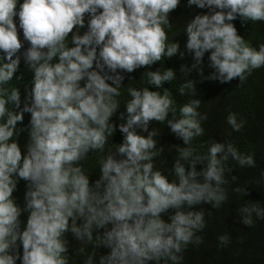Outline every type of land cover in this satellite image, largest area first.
I'll return each mask as SVG.
<instances>
[{"label":"clouds","instance_id":"clouds-1","mask_svg":"<svg viewBox=\"0 0 264 264\" xmlns=\"http://www.w3.org/2000/svg\"><path fill=\"white\" fill-rule=\"evenodd\" d=\"M179 3L0 0V264H69L66 234L81 245L95 241L83 264H181L180 254L188 244L201 243L196 233L205 227L204 211L190 209L201 204L218 208L227 198L222 187L229 171L225 162L231 157L241 167L255 166L252 154L242 155L231 143L213 141L206 155H194L191 147L178 149L179 158L172 165L175 181L154 169L153 158L163 149L156 147L155 133L148 130L151 121L166 122L188 146L203 134L201 121L206 119L197 111L199 99L181 106L177 118L167 89L161 94L129 88L131 99L119 116L124 123L113 126L121 72L151 67L177 54L179 44L166 42L164 28L170 26L169 13ZM187 5L208 11L184 26L185 51L193 63L190 68L181 65V72L191 69L200 79L224 84L238 78L242 83L264 67V44L251 47L231 23L237 17L241 22H264V0H187ZM17 24L28 43L22 53ZM206 52L213 71L204 77L201 63ZM21 56L32 71L22 108L19 90L9 93L2 87L12 80ZM147 77L160 89L175 75L167 69L147 71ZM195 83L187 81L180 94L194 89ZM9 102L19 111L9 110ZM24 113L30 120L22 157L12 138ZM226 122L233 131L243 127L234 113ZM117 128L123 140L99 160V178L90 185L81 162L90 151L104 152ZM136 129L147 136L137 135ZM197 165H202L199 171ZM19 180L26 182L23 208L12 196ZM235 191L247 195L246 188ZM169 209L174 214L161 219ZM22 212L27 213L23 230ZM239 212L247 227L253 224V214L264 219L258 204L246 201ZM219 240L227 244L229 237ZM97 248L109 251L98 256ZM78 251L83 254L85 249Z\"/></svg>","mask_w":264,"mask_h":264},{"label":"trees","instance_id":"trees-1","mask_svg":"<svg viewBox=\"0 0 264 264\" xmlns=\"http://www.w3.org/2000/svg\"><path fill=\"white\" fill-rule=\"evenodd\" d=\"M19 2L22 3V0ZM207 11L208 9H200L195 5L188 6L187 0H180L178 6L169 13L170 26L164 28L167 35L166 42L179 44L177 54L169 58L162 57L151 67L144 66L131 73L121 72L124 79L118 89L120 95L115 97L120 106L116 115L111 119L114 127L124 123V120L120 119L119 116L120 113L125 112L124 105L131 99L128 95L129 88L137 90L148 88L149 91H159L161 94H163L164 89H167L173 100L172 107L176 110L175 116L177 118H179L181 106L191 100L199 99L201 103L197 111L200 115L206 116V119L201 121V127L204 131L202 135L194 137L188 146L183 145V142L170 132L166 122H150L148 130L155 133L156 147L163 149L153 158L154 169L166 175L169 182L175 181L176 177L172 172V165L179 158L178 149L191 147L194 149V155H206L207 149L213 141L231 143L242 155L252 154L255 166L241 167L231 157L225 162L224 167L229 171L225 174L226 183L222 187L225 189L227 198L218 208L201 204L190 209L192 211H204L205 227L196 233L197 236L201 237V243L188 244L180 254L183 257L181 264H264V219H257L253 214V224L251 227H247L241 223L242 218L239 212L246 201L251 204H258L260 208L264 209V180L261 178V173L264 172V67L253 70L242 83L238 78L224 84L200 79L196 71L191 69L181 72V65L190 68L193 63L191 53L185 51L187 36L184 33V26L194 16L205 14ZM17 20L18 18L14 17V22ZM86 21L87 17H85V23ZM231 23L236 28L237 34L244 38L251 47L258 49L259 45L264 44V22L250 20L241 22L240 18L237 17ZM85 30L82 28L81 33ZM17 34L23 42L22 30L19 29L18 24ZM71 46L73 45L69 44V47ZM27 47L28 43L23 42L20 53ZM180 52H184L183 57L179 55ZM208 55L209 53L206 52L201 63L204 77L213 71L208 67ZM53 62H56L55 58ZM167 69L173 70L175 75L173 80L165 82L160 89L149 84L147 71L158 70L163 73ZM31 79L32 71L21 56L12 80L2 86L9 93L14 88L19 90L21 108L25 103V87L30 86ZM189 80L196 82L194 89H184V94L181 95L180 88ZM106 82L113 86L110 81ZM6 107L9 110L19 111V109H14L11 102ZM229 113L236 114L237 122L243 121V127L240 131H233L231 126L227 124L226 117ZM173 115L170 112L168 119H172ZM29 120L30 114L24 113L22 122H18L16 125L18 134L14 133L12 138L18 143L22 157L29 139ZM136 134L147 136V132L140 129H136ZM122 140L123 135L117 128L108 138L104 152L90 151L81 162L85 174L89 176L90 185L99 178V160L107 155L110 148L119 145ZM182 163L185 164L186 168L189 166L187 161H182ZM201 167L202 165H197L196 170L199 171ZM237 188H246L247 195L244 196L242 192L235 191ZM25 190L26 182L19 180L16 190L12 194L21 208L24 205ZM174 211L169 209L166 213L161 214V219L167 221L168 216L174 214ZM26 219L27 213L22 212L19 217L21 230L25 226ZM95 235L96 233H94ZM222 235L229 237L227 244H223L219 240ZM66 239L68 240L69 264H83L86 255L92 251L95 241L81 245L80 242L73 239L71 234H66ZM81 246L85 249L83 254L78 251ZM95 251L99 256L107 254L109 250L97 248ZM16 264H20L19 260Z\"/></svg>","mask_w":264,"mask_h":264}]
</instances>
